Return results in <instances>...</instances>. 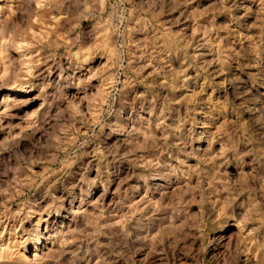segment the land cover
I'll list each match as a JSON object with an SVG mask.
<instances>
[{"label": "rangeland", "instance_id": "rangeland-1", "mask_svg": "<svg viewBox=\"0 0 264 264\" xmlns=\"http://www.w3.org/2000/svg\"><path fill=\"white\" fill-rule=\"evenodd\" d=\"M7 3L0 102L34 89L0 115V264L80 186L87 211L35 264H264V0H49L53 37Z\"/></svg>", "mask_w": 264, "mask_h": 264}, {"label": "bare ground", "instance_id": "bare-ground-1", "mask_svg": "<svg viewBox=\"0 0 264 264\" xmlns=\"http://www.w3.org/2000/svg\"><path fill=\"white\" fill-rule=\"evenodd\" d=\"M2 1H4V0H0V2H2ZM7 1L9 2V5L7 3L8 8H7V12L5 13L6 14L5 18H6V20L8 22L13 23V22L17 21V18L15 16V14H17L18 12H21L22 18L23 17L27 18L31 14H33L32 15V20L30 19L31 20V24H30V27H29L30 32L33 35V37H37V36L41 37L44 34L53 37L54 34L57 33V30H58V28H59V26H60V24L62 22V19H61V17H58V15L55 16V17H49V9L47 8V3H48L49 0H7ZM8 48H9V41H4L3 44L1 45V50L8 51ZM34 48H35V46H34L33 43L27 44V45L20 44L19 45V49L16 50V53L18 54V58H19L18 60H20L21 64L23 66H25L24 69L27 68L29 70L30 79H32L33 76L36 75L37 72H38V69H37L38 66H34V64H35L34 60H35V58L37 56V55L34 56L33 53H32ZM76 55H78V53H76ZM8 61H10V59ZM58 65H59L58 69H54V67L53 68L52 67H50V68L47 67L48 68V75H47L46 79L48 80V82L54 79L53 76H52V72H54V71L58 73L57 74V79L58 80L61 79L62 76L64 75L66 70L63 68L62 65H60V64H58ZM48 66H49V64H48ZM5 70H6V68H4V71ZM92 73H93V68H90L88 70L86 69L83 73H81V74L79 73L80 75L78 77V80L81 81V82L88 81L92 77ZM3 78H4V75L0 76V80H2ZM33 89H34L33 87L21 86L20 88H17V90L13 91V95H16L15 97L14 96H5L4 95L5 97H3L2 101L0 102V115L4 114L10 108L9 107V106H11L10 104H12L16 100H18V98H17L18 96L28 95V94H30L33 91ZM103 91H104V89H103ZM0 121H1V116H0ZM127 125H128V123H127ZM159 188H162V187H159ZM78 194L80 195L81 198L78 197V195H76V193H73V192L70 195V198H69V201H68V203L70 205V210H69V213L65 217L55 218L53 222H50L48 219L43 218L42 215H39L37 221H35L36 223L35 224L33 223V226L31 225V227H33V234H34L33 237L34 238L31 239L29 236H28V238H26L24 233L21 235V238L19 237L21 239V241H19L20 242L19 245L21 244L22 248L24 250L27 249V245L26 244H28V242H30L31 240L34 241V243H32L33 244V250L31 252V254L29 253L30 255H26V254L23 253L22 256H21V259L23 260V262L25 264L28 263L29 260L32 263L35 264L37 262V260L42 257V255L38 254L37 251L43 252V250H47L48 252H50L52 250V248L56 245V240L58 239V236L64 235L66 230L70 229L71 225L72 226L74 225L76 215L81 210L82 211L86 210L87 203L85 202V200L83 198H88L90 196V189L89 188L85 189V187L80 186ZM102 198H103L102 199L103 202L105 203L106 197L103 196ZM111 201H112V203L114 202V200H112V199H111ZM126 201H127V199H126ZM76 202H77V206H76ZM96 206H97V204H96ZM134 206L135 205H130L129 206V210L130 209L132 210V208ZM28 214L30 215V213H28ZM44 214H47V212H44ZM15 235H16V233H15ZM0 239H2V238H0ZM42 239H43V244L44 243L45 244L43 245V248L41 247V250H40V248L38 246L41 245ZM5 245L8 247L9 243L8 244H3V243L0 244V251L5 252V250L7 248V247H5ZM48 245H49V247H47ZM8 250L9 249H7V251ZM15 252H17V251H15Z\"/></svg>", "mask_w": 264, "mask_h": 264}]
</instances>
